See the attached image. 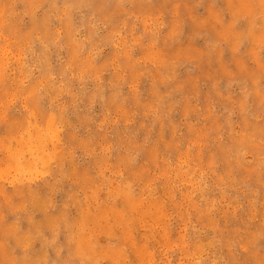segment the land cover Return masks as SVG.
Wrapping results in <instances>:
<instances>
[{
	"label": "rangeland",
	"instance_id": "1",
	"mask_svg": "<svg viewBox=\"0 0 264 264\" xmlns=\"http://www.w3.org/2000/svg\"><path fill=\"white\" fill-rule=\"evenodd\" d=\"M0 264H264V0H0Z\"/></svg>",
	"mask_w": 264,
	"mask_h": 264
}]
</instances>
